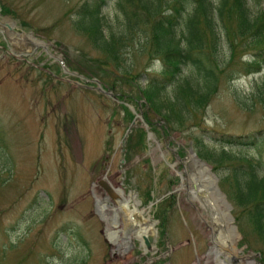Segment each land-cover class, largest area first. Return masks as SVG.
<instances>
[{"label":"rangeland","instance_id":"1","mask_svg":"<svg viewBox=\"0 0 264 264\" xmlns=\"http://www.w3.org/2000/svg\"><path fill=\"white\" fill-rule=\"evenodd\" d=\"M86 1L0 0V22L9 16L26 36L36 38L25 40L4 24L0 27V264H217L208 254L214 242L208 216L192 193V177L181 160L197 153L199 138L212 154L226 148L264 161V103L256 89L264 69L243 75L240 64L250 55L240 48L233 63L236 77L220 80L217 96L197 114L201 122H184L179 130L164 133L163 127L171 125L146 114L144 100L137 98L147 83L144 76L162 71L159 61L141 51L144 33L120 47L118 65L113 61L104 74L96 60L105 61L107 55L75 27ZM126 9V0H107L102 16L115 33L124 29ZM256 9L264 10V0ZM222 38L220 63L225 68L228 44ZM126 69L132 80L128 86L122 80ZM193 70L189 66L184 79ZM84 78L92 79L90 89L82 87ZM97 83L108 88L116 84L115 94L124 97L121 103L138 114L130 147L129 139L123 146L131 125L127 113L121 103L100 94ZM150 124L158 125L159 132ZM141 130L151 134L146 149L139 141ZM225 135L254 139L252 145L229 148L219 141ZM178 188L166 233L158 231L160 223L144 222L149 234L157 230L156 251H146V244L124 224L119 191L136 195L144 218L160 222L151 204H160ZM97 195L108 201L109 212L116 205L113 217L124 244L119 249L108 237L112 221L99 210ZM238 209L233 213L239 216L237 249L242 251L235 249V257L243 264H259L264 241L241 214L244 208Z\"/></svg>","mask_w":264,"mask_h":264},{"label":"trees","instance_id":"2","mask_svg":"<svg viewBox=\"0 0 264 264\" xmlns=\"http://www.w3.org/2000/svg\"><path fill=\"white\" fill-rule=\"evenodd\" d=\"M126 1V23L121 32L115 33L107 27L102 16L107 0H87L83 3L78 10L79 21L75 27L107 55L105 61L96 60L104 74H108L105 70L113 61L118 65L120 47L126 46L138 32L144 33L141 51L151 60L159 61L162 71L157 76H144L147 83L139 89L140 96L137 98L144 99L146 114L159 116L161 121L171 125L170 129L163 127L164 133H169L171 129L179 130L184 122H201L197 114L217 96L220 80L236 77L233 63L240 48L249 50L250 55L249 61L240 64L243 75L257 74L264 67V10L256 9L262 0H219L216 4L211 0ZM3 11L9 13L7 9ZM222 37L226 38L228 44L225 68L220 63ZM189 66L194 70L184 79L183 73ZM129 75L130 71L126 69V79H122L126 86L132 84ZM48 77L53 76L48 74ZM170 85H174L171 93L167 91ZM116 87L114 84L108 89L117 92ZM256 89L264 103V78L256 84ZM131 103L138 105L136 100ZM122 108L129 118L130 122L127 123H131L134 114L127 106L123 105ZM150 126L152 131L159 132L158 125ZM146 139L147 132L141 130L139 141L144 149L147 148ZM253 139L254 135H225L219 141L231 148L252 145ZM132 140L133 136L128 140L129 147ZM196 143L198 156L212 163L236 213L238 208H244L241 214L248 218L253 231L264 241V161L226 148L219 154H212L204 141L196 138ZM222 166L227 167L221 169ZM149 199L153 201L151 195ZM174 206V195L156 206L162 235L168 227V212ZM236 217L239 221V216ZM259 262L264 264L263 256Z\"/></svg>","mask_w":264,"mask_h":264},{"label":"bare ground","instance_id":"3","mask_svg":"<svg viewBox=\"0 0 264 264\" xmlns=\"http://www.w3.org/2000/svg\"><path fill=\"white\" fill-rule=\"evenodd\" d=\"M10 25L12 26V24H10ZM11 33L14 36H16V34H17L16 32H14V30ZM18 36H20L22 39H25V40L28 39L29 40V38H27V36H24V35H18ZM43 47H45V46H43ZM186 163H187L188 172H189L190 176L192 177L191 184L192 185L195 184V188H194V190L192 189V193L194 194L195 197H197L199 202L202 203L204 201V197L206 195L207 188L210 185V181L212 180L211 175L209 174L210 169L208 167H206V168L199 167L196 164V158H194L192 156L188 158ZM192 188H193V186H192ZM119 192H120L121 198H120V200L118 199V201H120V202H118L117 206H119L121 208V210H123L125 213L124 224L128 226L127 228L131 229L132 235L136 236V238L138 237L142 242H144V237L147 236L149 234V231H150V229L148 228L147 225H146L147 227H144V222H148V220L144 218V211H142L141 209L138 208L139 203L135 199L136 195H132L131 197L129 195V197H127V196H125L123 190H120ZM96 198H97V204H98L99 210L107 217V219H109V220L111 219V221H112V224L110 223L107 226V234H108V237L110 238V240L112 241V243L114 244V246L119 249L120 246H124V244L120 243V235H119L120 234V231H119L120 226L117 227L118 224L115 220V217H113V212H117L116 205L112 206L113 211L109 212L108 211V201L105 200L100 195H97ZM114 215H117V214L114 213ZM121 215H122V213H121ZM148 223H150V222H148ZM212 230H213V232H215L214 227H212ZM126 237H127V235H126ZM123 239H125V238H123ZM213 239H214V242L212 243V248H211L209 255H210V257L216 258L217 264H243L240 261H238L235 257L236 240L226 239L224 237H221V235L220 236L215 235L213 237Z\"/></svg>","mask_w":264,"mask_h":264},{"label":"water","instance_id":"4","mask_svg":"<svg viewBox=\"0 0 264 264\" xmlns=\"http://www.w3.org/2000/svg\"><path fill=\"white\" fill-rule=\"evenodd\" d=\"M6 26L11 29L15 30L16 32L25 35V32L16 28V23L10 18L6 17ZM12 24V26L10 25ZM98 89L109 95L112 96V93L105 92L102 87L98 86ZM137 118H135L133 125H136ZM131 132V129L128 130V133ZM128 137V134L127 136ZM192 157L196 158V164L201 167L205 168L207 166V163L203 161L202 159L198 158L196 154H192ZM187 161V160H186ZM209 174L211 175L212 180L210 181V185L207 188L206 195L204 197V201L202 202V208L206 212L210 223H211V230L212 227H214L215 232H213V237L216 235H221V237H224L226 239L231 240H238L240 238V232L238 230V227L236 225V220L233 216V206L229 202L227 195L221 190L219 186V178L218 176L213 173L210 169ZM152 205V204H151ZM154 225L157 224V222L153 223ZM212 237V242L214 241ZM146 245L149 249H152V243L155 242L154 236H149L148 238L145 237Z\"/></svg>","mask_w":264,"mask_h":264}]
</instances>
